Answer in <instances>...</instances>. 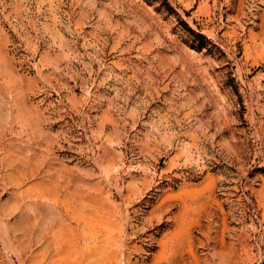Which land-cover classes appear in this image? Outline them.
<instances>
[{
	"label": "rangeland",
	"instance_id": "374dc122",
	"mask_svg": "<svg viewBox=\"0 0 264 264\" xmlns=\"http://www.w3.org/2000/svg\"><path fill=\"white\" fill-rule=\"evenodd\" d=\"M0 264H264V0H0Z\"/></svg>",
	"mask_w": 264,
	"mask_h": 264
}]
</instances>
